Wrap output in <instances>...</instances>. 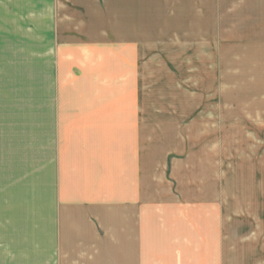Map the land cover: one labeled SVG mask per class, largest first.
<instances>
[{
    "label": "rangeland",
    "instance_id": "1",
    "mask_svg": "<svg viewBox=\"0 0 264 264\" xmlns=\"http://www.w3.org/2000/svg\"><path fill=\"white\" fill-rule=\"evenodd\" d=\"M77 1L0 0V190L84 177L138 103L140 182L219 187L204 214L261 240L225 264H264V0Z\"/></svg>",
    "mask_w": 264,
    "mask_h": 264
},
{
    "label": "crops",
    "instance_id": "2",
    "mask_svg": "<svg viewBox=\"0 0 264 264\" xmlns=\"http://www.w3.org/2000/svg\"><path fill=\"white\" fill-rule=\"evenodd\" d=\"M125 25L121 35L132 30ZM125 111L106 120L119 128L104 161L101 150H92L88 168L89 150L81 151L84 177L67 165L54 168L52 182L42 174L33 183H2L0 264H225L252 253L249 243L257 250L261 240L236 244L234 226L225 231L231 216L204 214L206 206L220 207L219 187L205 200L203 184L140 182V105ZM189 191L199 194L193 200Z\"/></svg>",
    "mask_w": 264,
    "mask_h": 264
}]
</instances>
